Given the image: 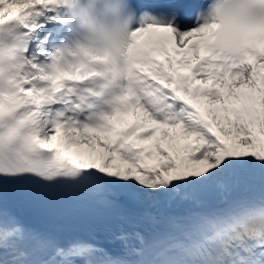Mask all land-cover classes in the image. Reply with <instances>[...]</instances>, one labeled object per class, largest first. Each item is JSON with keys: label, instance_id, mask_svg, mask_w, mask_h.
<instances>
[{"label": "snow or ice", "instance_id": "obj_1", "mask_svg": "<svg viewBox=\"0 0 264 264\" xmlns=\"http://www.w3.org/2000/svg\"><path fill=\"white\" fill-rule=\"evenodd\" d=\"M0 264H264V0H0Z\"/></svg>", "mask_w": 264, "mask_h": 264}, {"label": "bare ground", "instance_id": "obj_2", "mask_svg": "<svg viewBox=\"0 0 264 264\" xmlns=\"http://www.w3.org/2000/svg\"><path fill=\"white\" fill-rule=\"evenodd\" d=\"M19 10H20V6H18V5L10 6V9H9V11H10L11 13H13V14L18 13Z\"/></svg>", "mask_w": 264, "mask_h": 264}, {"label": "rangeland", "instance_id": "obj_3", "mask_svg": "<svg viewBox=\"0 0 264 264\" xmlns=\"http://www.w3.org/2000/svg\"><path fill=\"white\" fill-rule=\"evenodd\" d=\"M11 6H14V5H11ZM9 9H10V7H9ZM130 122V121H129Z\"/></svg>", "mask_w": 264, "mask_h": 264}]
</instances>
